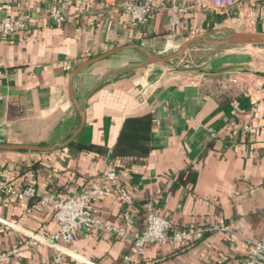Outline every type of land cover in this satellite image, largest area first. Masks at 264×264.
Returning <instances> with one entry per match:
<instances>
[{
  "label": "crops",
  "instance_id": "obj_1",
  "mask_svg": "<svg viewBox=\"0 0 264 264\" xmlns=\"http://www.w3.org/2000/svg\"><path fill=\"white\" fill-rule=\"evenodd\" d=\"M102 1L14 0L7 7L0 0V19L28 15L15 34L0 39V144L40 148L0 149L2 178L36 187L29 200L0 194V252L13 251L0 264H53L56 256L61 264H241L248 240L264 239V137L243 129H264V71L226 62L186 72L173 60L149 63L140 48L165 55L196 36L264 34V0H236L225 9L200 5L210 0H156L165 7L143 23L121 9L123 0H107L104 9ZM174 3L194 7L171 31ZM247 8L255 11L251 26L239 14ZM56 10L64 21L49 18ZM124 46L73 74L81 62ZM190 73L197 82L184 85ZM146 113L145 157L113 159L124 119ZM111 169L132 201L99 198L91 210L124 237L93 226L75 231L69 242L22 245L31 234L58 229L49 209L32 208L39 197L67 198L100 186ZM149 208L175 228L226 229L186 244L150 243L125 262Z\"/></svg>",
  "mask_w": 264,
  "mask_h": 264
},
{
  "label": "built area",
  "instance_id": "obj_2",
  "mask_svg": "<svg viewBox=\"0 0 264 264\" xmlns=\"http://www.w3.org/2000/svg\"><path fill=\"white\" fill-rule=\"evenodd\" d=\"M236 0H210V2H200L201 6H212L219 9L231 7ZM14 0H5L8 7ZM81 5L82 0H74ZM108 1L104 0L100 3V8L104 9L108 5ZM165 4L156 0H123L120 4L121 9L130 15L136 23H143L147 16L162 10ZM194 5L180 6L171 5V13L168 17V27L171 31H175L182 20V15L191 10ZM239 14L244 18L245 24L251 26L255 22V11L253 8L243 9ZM27 13L17 16H5L0 19V39L12 36L16 30L23 26L27 21ZM49 18L53 21L60 22L65 20V15L56 11H50ZM197 82L195 77H187L183 79L184 85H193ZM246 132L254 133L256 136L264 137V129H258L254 126H244ZM102 184L97 187L86 188L78 194L67 198H54L50 194L39 197L32 208L49 209L58 225L56 232L45 235L42 233L31 234L25 239L22 245L32 248L42 245H53L58 239L67 242L73 238V233L82 228L93 226H105L107 229L116 232L124 237L125 232L114 227L103 224V222L95 217L91 210V202L104 197L119 196L124 203L132 201V193L129 189L122 185H118V174L114 169L106 170L101 176ZM0 194L18 201L29 200L36 196V187L32 180L24 186H17L0 175ZM130 220L128 216H125ZM146 227L140 233L134 235L133 243L130 251L124 256L127 262L139 252L145 245L150 243L159 244H186L200 240L207 232L213 230L226 229L223 225L215 224L212 226H186L174 227L171 222L158 215L149 208L146 216ZM13 251L0 252V260H6ZM53 264H61V257L56 256ZM241 264H264V239L248 240L247 256Z\"/></svg>",
  "mask_w": 264,
  "mask_h": 264
},
{
  "label": "rangeland",
  "instance_id": "obj_3",
  "mask_svg": "<svg viewBox=\"0 0 264 264\" xmlns=\"http://www.w3.org/2000/svg\"><path fill=\"white\" fill-rule=\"evenodd\" d=\"M226 62L244 63L243 67L264 71V45L211 46L205 44L199 48H191L185 53L183 59H174L172 66L190 72L206 66L208 68L210 64L221 65ZM189 76L194 75L190 73Z\"/></svg>",
  "mask_w": 264,
  "mask_h": 264
},
{
  "label": "water",
  "instance_id": "obj_4",
  "mask_svg": "<svg viewBox=\"0 0 264 264\" xmlns=\"http://www.w3.org/2000/svg\"><path fill=\"white\" fill-rule=\"evenodd\" d=\"M201 41L204 44L211 45V46H236V45H264V34H258V33H244V32H235L230 34L229 36L221 39H214V38H206L205 36H196L193 37L183 44H181L176 51L165 54V55H156L149 51H147L144 48H140V50L145 54L146 59L151 64L156 63H166L170 62L176 58L182 57L186 50H188L194 43H197ZM125 48L124 47H118L114 48L112 50H109L105 53H102L98 56L92 57L88 60H85L81 62L74 70L73 74L77 73L81 69L85 68L91 63H94L100 59H103L111 54H114L118 51H121ZM81 114L82 111H81ZM83 116V115H82ZM0 149H6V150H39L40 148L25 145V144H0Z\"/></svg>",
  "mask_w": 264,
  "mask_h": 264
},
{
  "label": "trees",
  "instance_id": "obj_5",
  "mask_svg": "<svg viewBox=\"0 0 264 264\" xmlns=\"http://www.w3.org/2000/svg\"><path fill=\"white\" fill-rule=\"evenodd\" d=\"M150 124L151 116L149 113L126 117L112 150V158L127 159L128 156H135V160H138L145 157L148 152ZM78 146L89 150L95 149L93 145Z\"/></svg>",
  "mask_w": 264,
  "mask_h": 264
}]
</instances>
